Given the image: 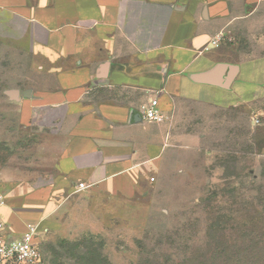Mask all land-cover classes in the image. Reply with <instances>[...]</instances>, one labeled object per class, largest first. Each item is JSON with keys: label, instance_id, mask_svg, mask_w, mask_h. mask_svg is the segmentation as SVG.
I'll list each match as a JSON object with an SVG mask.
<instances>
[{"label": "crops", "instance_id": "crops-1", "mask_svg": "<svg viewBox=\"0 0 264 264\" xmlns=\"http://www.w3.org/2000/svg\"><path fill=\"white\" fill-rule=\"evenodd\" d=\"M263 1L0 0V25L24 41L27 27L38 73L49 75L11 99L22 126L47 133L57 174L31 189L0 185L4 235L31 233L39 247L75 193L121 202L126 220L142 211L135 200L151 174H164L176 141L191 140L170 119L177 102L232 108L264 98V57L236 59L219 45ZM152 99L162 122L141 115Z\"/></svg>", "mask_w": 264, "mask_h": 264}, {"label": "rangeland", "instance_id": "rangeland-1", "mask_svg": "<svg viewBox=\"0 0 264 264\" xmlns=\"http://www.w3.org/2000/svg\"><path fill=\"white\" fill-rule=\"evenodd\" d=\"M219 45L236 59L264 57V1L220 34ZM39 61L27 27L24 41L18 29L0 25L6 188L31 189L57 175L54 154L44 153L47 133L22 126L8 94L46 84ZM170 119L191 140L176 141L164 174H151L135 200L142 211L126 220L119 201L73 194L58 212L60 229L39 244V264H264V98L232 108L179 101Z\"/></svg>", "mask_w": 264, "mask_h": 264}, {"label": "built area", "instance_id": "built-area-1", "mask_svg": "<svg viewBox=\"0 0 264 264\" xmlns=\"http://www.w3.org/2000/svg\"><path fill=\"white\" fill-rule=\"evenodd\" d=\"M141 115L144 119L154 122H162L164 114L157 107V100L152 99L142 107ZM150 181H154L152 176ZM1 200V195H0ZM4 222L0 218V264H39L41 251L32 243L31 233L20 238L9 239L4 233ZM33 231V229H31Z\"/></svg>", "mask_w": 264, "mask_h": 264}, {"label": "water", "instance_id": "water-1", "mask_svg": "<svg viewBox=\"0 0 264 264\" xmlns=\"http://www.w3.org/2000/svg\"><path fill=\"white\" fill-rule=\"evenodd\" d=\"M209 75H210V72L200 76V79L207 78V76H209ZM8 94L11 96V98H16L17 97V92L16 91H9ZM22 95H25V94H23V92H22Z\"/></svg>", "mask_w": 264, "mask_h": 264}]
</instances>
